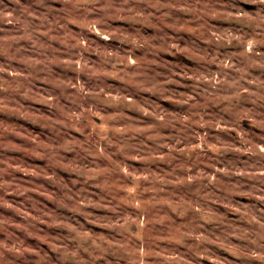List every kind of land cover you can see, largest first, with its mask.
Returning a JSON list of instances; mask_svg holds the SVG:
<instances>
[{
  "label": "rangeland",
  "instance_id": "obj_1",
  "mask_svg": "<svg viewBox=\"0 0 264 264\" xmlns=\"http://www.w3.org/2000/svg\"><path fill=\"white\" fill-rule=\"evenodd\" d=\"M162 2L107 19L69 0L0 4V264H261L246 244L264 223V40L231 9L197 19L191 0ZM213 77L226 85L214 99ZM197 107L198 135L173 139ZM115 130L136 147H88ZM113 162L145 189L135 201L114 205ZM146 222L152 247L133 235Z\"/></svg>",
  "mask_w": 264,
  "mask_h": 264
},
{
  "label": "clouds",
  "instance_id": "obj_2",
  "mask_svg": "<svg viewBox=\"0 0 264 264\" xmlns=\"http://www.w3.org/2000/svg\"><path fill=\"white\" fill-rule=\"evenodd\" d=\"M249 0H191V8L193 10L194 16L199 18L207 19L211 15H213L218 8L223 9H231L235 15V18L241 21V26L245 24H250L254 26V30L252 31L253 36L259 37L261 40H264V0H253V2L249 3V7L252 9V12L249 13L244 9L240 8L239 5L241 3H248ZM0 4H3V0H0ZM69 14H73L78 8H85L87 11H97L101 15L102 19H107L112 15H117L120 13L121 9L126 10L130 14H134L136 10H149V9H164L166 5L162 2V0H94V2L89 6L88 4L81 3L79 0H69ZM171 12V8H168L166 12H161V19L165 18ZM254 13V14H252ZM79 44V41L76 42ZM78 54V53H77ZM256 55L254 51L249 49H245V56ZM261 59H264V53H259ZM109 63L112 64L113 67L116 66V61L118 58L111 57L108 58ZM127 63L126 61L124 62ZM226 87L224 82L217 81L215 77L208 81L207 91L205 96L207 98H215V93L220 91ZM261 94H264V85L260 86ZM80 100L77 101V106H81V101L89 102L87 99V90L82 89L79 93ZM104 97H97L98 101L104 100ZM235 103H238L236 101ZM201 109L199 107L194 108L189 111L188 117L185 119L184 117L178 118V128L177 135L173 137V139H179L180 141L190 142L191 138L195 135H198L193 129V125L199 121H202V117L200 115ZM88 114L85 113V116ZM189 129H193L192 132ZM95 130V129H94ZM120 130H115L112 135H109L107 131H103L99 134L96 140H91L88 147L95 149L97 156L104 155L102 150L99 148V144L104 142L105 147H112L113 153L118 152H128L133 150L136 145L129 142V139L124 137L123 135H117L116 133ZM91 139V138H90ZM87 151V149H86ZM264 156V154H262ZM201 154L197 153L195 156V160L193 162V166L200 164ZM264 166V165H262ZM96 175V174H94ZM101 179L107 181V188L109 189V195L111 196L112 201L115 206H119L122 203V196L128 197L131 200L135 201L137 197L142 196L145 192V189L141 187L140 181L136 180L133 177H129L126 173H124L123 169L118 168L113 162V167L107 169L105 174ZM144 180H149L148 177H145ZM133 183L136 185V188H130L123 194L121 193V188H123L127 183ZM155 183V180H152ZM137 188L139 191H137ZM155 195V193H151ZM138 208L140 209L137 215L139 216H149L151 219L153 209L149 206L147 201H143L138 203ZM261 216H264V213H261ZM147 223V222H146ZM151 223H147V226H140V229L133 233V235L139 237V245L140 246H148L152 247L156 244L155 239L151 235L152 229ZM130 230V229H129ZM95 247H103L104 241L101 238L99 243H97L96 238H93L89 246ZM247 255H255V251L259 250V252L264 253V223H257L252 226V231L247 235ZM242 259H247V255L242 253ZM135 259L142 264V257H135ZM249 264H252L249 261ZM261 264H264V257H262Z\"/></svg>",
  "mask_w": 264,
  "mask_h": 264
}]
</instances>
